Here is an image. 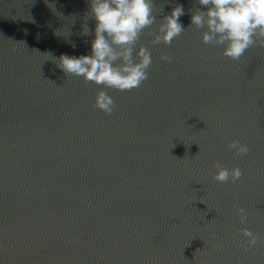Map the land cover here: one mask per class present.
Returning a JSON list of instances; mask_svg holds the SVG:
<instances>
[{
	"label": "water",
	"instance_id": "water-1",
	"mask_svg": "<svg viewBox=\"0 0 264 264\" xmlns=\"http://www.w3.org/2000/svg\"><path fill=\"white\" fill-rule=\"evenodd\" d=\"M176 3L186 29L151 43ZM154 4L134 45L148 77L121 91L52 59L90 52L88 0H0V264H264V46L229 58L190 25L195 0ZM233 138L249 151L234 156ZM217 161L241 177L213 179Z\"/></svg>",
	"mask_w": 264,
	"mask_h": 264
},
{
	"label": "clouds",
	"instance_id": "clouds-1",
	"mask_svg": "<svg viewBox=\"0 0 264 264\" xmlns=\"http://www.w3.org/2000/svg\"><path fill=\"white\" fill-rule=\"evenodd\" d=\"M47 2V0H46ZM171 2V0H167ZM199 5L188 9L190 25L202 29L200 36L205 44L221 47L224 56L239 59L252 45L259 43L264 46V0H195ZM89 7L84 14L81 25V35L89 34L88 19L95 21L91 30L93 38L86 41L90 52L80 55L61 53L59 57L52 56L56 66L66 74L81 76L85 82L91 81L117 90H130L139 87L148 77L152 58L149 49L144 44L134 48L142 30L154 23L157 17L154 10V0H88ZM55 11L53 5H49ZM161 11V9L159 10ZM185 12L180 3H176L171 11L164 13L157 23V30L152 34L151 43L163 42L169 44L186 28L182 26L179 17ZM62 15V13H57ZM75 14L72 20L74 22ZM56 36H67L69 33L57 29ZM73 48L75 43L68 40ZM135 52V56H133ZM51 55L50 53H47ZM161 60L172 62L173 57L162 53ZM94 106L111 113L114 108L112 97L101 88L94 98ZM227 148L234 156H240L249 151L248 146L233 138L227 142ZM216 169L213 179L225 182L241 177L239 167L231 169L220 162H214ZM241 223L247 219L246 210L236 207ZM247 237L244 251L257 243L258 236L249 228H243ZM222 246V245H221Z\"/></svg>",
	"mask_w": 264,
	"mask_h": 264
}]
</instances>
